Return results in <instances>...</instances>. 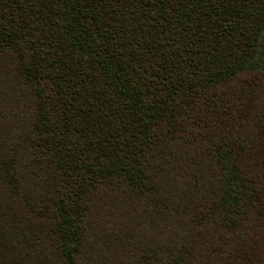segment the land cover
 <instances>
[{
  "label": "trees",
  "instance_id": "1",
  "mask_svg": "<svg viewBox=\"0 0 264 264\" xmlns=\"http://www.w3.org/2000/svg\"><path fill=\"white\" fill-rule=\"evenodd\" d=\"M0 264H264V0H0Z\"/></svg>",
  "mask_w": 264,
  "mask_h": 264
}]
</instances>
